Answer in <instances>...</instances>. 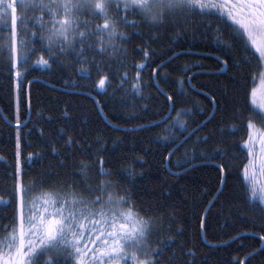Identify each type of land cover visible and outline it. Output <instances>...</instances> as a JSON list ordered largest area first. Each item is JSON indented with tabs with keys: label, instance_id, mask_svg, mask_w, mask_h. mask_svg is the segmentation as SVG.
<instances>
[{
	"label": "trees",
	"instance_id": "trees-1",
	"mask_svg": "<svg viewBox=\"0 0 264 264\" xmlns=\"http://www.w3.org/2000/svg\"><path fill=\"white\" fill-rule=\"evenodd\" d=\"M111 14L125 15L115 6ZM38 15L27 12V33L17 24L19 35L37 34L27 64L13 67L0 51V238L27 211L18 184L31 185L32 197L95 196L89 187L109 181L128 201L122 208L150 222L157 264H264V61L232 22L192 15L154 26L128 12L137 23L118 24L128 38L115 47L99 51L97 33L83 51L77 41L76 51L49 55ZM81 19L103 24L88 13ZM10 36L9 12L0 42Z\"/></svg>",
	"mask_w": 264,
	"mask_h": 264
},
{
	"label": "snow or ice",
	"instance_id": "snow-or-ice-1",
	"mask_svg": "<svg viewBox=\"0 0 264 264\" xmlns=\"http://www.w3.org/2000/svg\"><path fill=\"white\" fill-rule=\"evenodd\" d=\"M114 6L116 13L125 15H112ZM18 7L21 10L19 16ZM29 10L40 13L35 16L34 26L41 29L39 38L46 41L49 55H53V48L59 49L61 54L66 49L76 51L77 41H80V50L83 51L89 38L97 33L100 34L97 38L99 51L115 47L117 39L128 38L126 33L118 30V24L137 23L127 19L128 12L139 15L154 26L178 17L186 19L192 15L217 14L231 21L233 34L264 61V0H0V21L6 20L11 13V36L0 42V51L8 50L13 67L18 60L21 65L27 64L35 51L31 37L37 34L33 32L31 37L19 35L17 30L19 21V32H28V23L32 22L27 16ZM83 13L102 17L103 24L89 27L91 21L82 20ZM45 16L49 17L47 21ZM81 25H84L83 30ZM39 62L47 63L42 57ZM16 74L21 75L19 71ZM99 84L103 86L105 79L101 78ZM181 114L177 113L176 121L182 124L179 120ZM248 127H253L251 122ZM261 167L264 168V161ZM244 176L249 178L248 165ZM31 187L28 185L21 189L17 185V191L24 193L22 207L27 211H22L19 225L0 238V264H39L41 256L45 258L44 264H59L57 257L61 256L65 264L68 259H72L73 264H127L128 259L135 264H157L148 251L150 222L131 209L122 208L128 201L125 196L109 191L115 187L109 181H101L95 189L89 187V193L99 192L95 196L72 190L63 194L41 193L42 213L37 208L41 197L30 196ZM252 194L256 195L255 187ZM260 198L264 200V190ZM140 255L145 259H140Z\"/></svg>",
	"mask_w": 264,
	"mask_h": 264
},
{
	"label": "water",
	"instance_id": "water-1",
	"mask_svg": "<svg viewBox=\"0 0 264 264\" xmlns=\"http://www.w3.org/2000/svg\"><path fill=\"white\" fill-rule=\"evenodd\" d=\"M226 68V65H225V63H224V65H223V68L222 69H220L221 71H223L224 69ZM31 82V81H30ZM30 82H29V84H30ZM29 84H28V86H29ZM91 96V95H90ZM92 97V96H91ZM169 105L170 106H172L170 103H169ZM171 110H172V108L170 107V109H169V111H168V113L165 115V117H163L160 121H157V123H159V122H162V120H165V119H167L169 116H170V113H171ZM28 117H29V114H28V116H27V118L23 121V122H21V124H15V126L16 127H19V126H21V125H23V124H26L27 123V120H28ZM196 128H194V130H195ZM193 130V131H194ZM191 132H189L188 134H190ZM188 134H186L185 135V137H184V139L187 137V135ZM184 139H182L179 143H177L175 146H174V148H173V150L171 151V152H173L174 151V149H176V147L184 140ZM173 174V173H172ZM264 244V242L262 243V245ZM261 245V246H262ZM261 248V247H260Z\"/></svg>",
	"mask_w": 264,
	"mask_h": 264
},
{
	"label": "rangeland",
	"instance_id": "rangeland-1",
	"mask_svg": "<svg viewBox=\"0 0 264 264\" xmlns=\"http://www.w3.org/2000/svg\"><path fill=\"white\" fill-rule=\"evenodd\" d=\"M39 209H40V207H38ZM43 211H41V213H42ZM38 218H39V216H38ZM131 251V250H130ZM139 258L140 259H143V258H141V255L139 256ZM127 264H135V262H133L132 260H130V259H128L127 260Z\"/></svg>",
	"mask_w": 264,
	"mask_h": 264
}]
</instances>
